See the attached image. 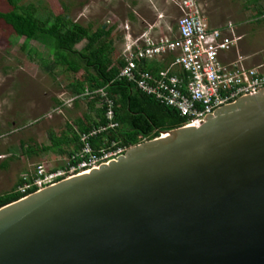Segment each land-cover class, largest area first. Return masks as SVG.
Wrapping results in <instances>:
<instances>
[{"label":"water","instance_id":"water-1","mask_svg":"<svg viewBox=\"0 0 264 264\" xmlns=\"http://www.w3.org/2000/svg\"><path fill=\"white\" fill-rule=\"evenodd\" d=\"M0 264H264V87L0 207Z\"/></svg>","mask_w":264,"mask_h":264},{"label":"rangeland","instance_id":"rangeland-1","mask_svg":"<svg viewBox=\"0 0 264 264\" xmlns=\"http://www.w3.org/2000/svg\"><path fill=\"white\" fill-rule=\"evenodd\" d=\"M180 0H22L35 3L39 13L51 10L66 12L75 21L96 29L101 24L114 26L115 50L120 56L124 40V24L143 30L148 23L173 22L180 15ZM213 26L233 22L241 36L239 49L252 54L253 65L264 61V19H256V0H199ZM262 2L263 0H259ZM12 8L8 0H0V10ZM165 24L162 23V27ZM123 28V29H122ZM83 43L79 44L81 48ZM40 52V53H39ZM233 51L232 57H236ZM49 66V67H48ZM83 73H73L54 63L47 48L36 40L25 46V37L0 19V194L11 191L17 180L34 171L38 163L48 167L64 164L67 156L58 154L51 145V133L66 130L77 118L88 114L94 97H77L69 82ZM100 105V101H97ZM44 148L29 153L27 148Z\"/></svg>","mask_w":264,"mask_h":264},{"label":"built area","instance_id":"built-area-1","mask_svg":"<svg viewBox=\"0 0 264 264\" xmlns=\"http://www.w3.org/2000/svg\"><path fill=\"white\" fill-rule=\"evenodd\" d=\"M178 7L181 15L171 25L161 26L162 13L158 15L160 21L148 23L143 30L124 24L125 46L118 58L122 62L118 77L177 109L187 120L185 125H189L263 88L264 61L249 65L247 58L238 52L241 36L234 23L213 26L199 0H180ZM256 19H264V12ZM236 50L234 58L232 53ZM146 62L149 68L145 67ZM95 94L105 106L106 123L82 132L81 149L67 157L63 166L38 163L34 171L21 176L19 193L25 195L126 152L129 147L116 141L94 149L93 138L119 126L116 102L106 87L87 88L82 95Z\"/></svg>","mask_w":264,"mask_h":264},{"label":"trees","instance_id":"trees-1","mask_svg":"<svg viewBox=\"0 0 264 264\" xmlns=\"http://www.w3.org/2000/svg\"><path fill=\"white\" fill-rule=\"evenodd\" d=\"M21 1L8 0L12 8L8 11L0 10V19L9 24L17 36L25 37V46L30 40H36L47 48L57 65L64 66L73 73L83 70L80 80L71 85L76 95H82L87 88L93 90L106 87L116 102V120L119 126L93 138L95 150L110 146L112 141L130 147L158 136L162 130L185 125L187 120L177 109L144 93L135 83L118 77L122 62L113 58L114 26L101 24L93 29L91 25L75 21L66 12L54 13L47 9L39 13V7L35 3L24 4ZM256 2V15L259 16L264 12V0ZM81 43L83 46L79 48ZM145 67L149 68V63L146 62ZM159 67L161 65L158 64ZM93 97L100 101L99 95L95 94ZM96 101H92L91 105L97 111V117L86 114L78 118L75 124H68L62 133H51V145L55 152L71 158L81 149L80 134L106 123L105 106L100 101L99 107H96ZM37 147V144L35 147L30 146L26 151L38 154L44 151V148ZM22 181L20 177L11 191L0 194V207L23 196L17 191V186Z\"/></svg>","mask_w":264,"mask_h":264},{"label":"crops","instance_id":"crops-1","mask_svg":"<svg viewBox=\"0 0 264 264\" xmlns=\"http://www.w3.org/2000/svg\"><path fill=\"white\" fill-rule=\"evenodd\" d=\"M160 14V13H159ZM158 14V15H159ZM162 14H164V13H162ZM160 21V20H159ZM163 23H165L166 24V22L165 21H163ZM167 23H169L170 25H171V23H174V21L173 22H167ZM144 29V28H143ZM113 34H114V31H113ZM125 35H126V31L124 32V40H123V42H122V45H121V51L123 50V48H124V46H125ZM114 48H115V44H114ZM115 50V49H114ZM238 52L241 54V55H243L245 58H247V60L251 57V55L252 54H244V53H242L241 52V50L238 48ZM121 53V52H120ZM236 54H237V50H236ZM113 58H114V56H113ZM114 60H115V58H114ZM248 63V62H247ZM250 65V64H249ZM80 73V72H79ZM81 74H83V73H81ZM80 78H81V76L79 77V78H74V79H72L70 82H69V89H71V91L73 92V88L71 87V85L72 84H74V83H76L77 82V80H80ZM92 101L90 100L89 101V111L90 112H88V114H90V116H93V118H95V117H97V111L95 110V109H93L92 107ZM95 106L96 107H99V104H98V102L96 101L95 102ZM86 115V114H85ZM85 115H83L82 117H84ZM78 119V118H77ZM62 133V132H61ZM60 134V133H59ZM67 156V155H66ZM61 165H63V164H61ZM57 166H60V165H57Z\"/></svg>","mask_w":264,"mask_h":264}]
</instances>
